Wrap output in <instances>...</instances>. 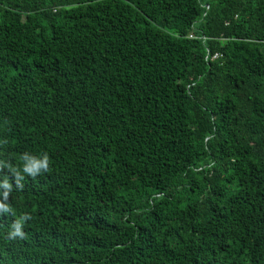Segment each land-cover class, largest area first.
<instances>
[{"label": "trees", "instance_id": "1", "mask_svg": "<svg viewBox=\"0 0 264 264\" xmlns=\"http://www.w3.org/2000/svg\"><path fill=\"white\" fill-rule=\"evenodd\" d=\"M0 264H264V0H0Z\"/></svg>", "mask_w": 264, "mask_h": 264}, {"label": "built area", "instance_id": "2", "mask_svg": "<svg viewBox=\"0 0 264 264\" xmlns=\"http://www.w3.org/2000/svg\"><path fill=\"white\" fill-rule=\"evenodd\" d=\"M209 9V7L208 6H206V9L205 10H208Z\"/></svg>", "mask_w": 264, "mask_h": 264}]
</instances>
